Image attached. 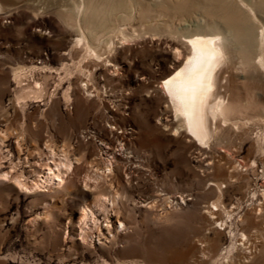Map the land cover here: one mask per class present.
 Returning <instances> with one entry per match:
<instances>
[{"label": "rangeland", "instance_id": "374dc122", "mask_svg": "<svg viewBox=\"0 0 264 264\" xmlns=\"http://www.w3.org/2000/svg\"><path fill=\"white\" fill-rule=\"evenodd\" d=\"M72 1L78 2L21 0L0 12V174L30 185L39 182L51 156L72 162L64 188L24 192L0 179V264H180L168 258L181 252L184 264H216L224 249L239 253L241 235L252 236L251 220L263 243L248 264H264V253L257 255L264 247V119L239 116L232 122L237 128L231 125L209 150H198L174 131L157 88L174 69L177 43L196 31L189 23L202 19V11L184 14L171 0L166 7L161 0H135L131 9H109L102 39L123 28L128 40L114 37L107 52L93 38L100 56L89 59L82 49L72 50L79 32L60 16L76 17ZM262 16L256 26L264 28ZM227 67L224 95L235 89L248 102L253 91L264 96L252 81H234ZM14 71L28 78L18 85ZM33 81L42 98L17 103L20 89L33 88ZM109 160L113 170L101 190L121 194L120 211L115 215L109 204L105 214L96 211L100 233L91 231L85 244L76 223L95 195L83 187L84 179L100 175ZM214 202L220 207L211 215Z\"/></svg>", "mask_w": 264, "mask_h": 264}, {"label": "bare ground", "instance_id": "6f19581e", "mask_svg": "<svg viewBox=\"0 0 264 264\" xmlns=\"http://www.w3.org/2000/svg\"><path fill=\"white\" fill-rule=\"evenodd\" d=\"M77 1V3L72 1L69 5L76 12V17L65 12L60 15L62 21L67 26L69 25L77 33L79 32L80 37L73 42L72 50L82 49L86 58L98 59L100 55H98L96 47L100 46V44H103L105 50L108 52L114 47V37L116 40L124 42L128 40V34H126L123 28L111 31L114 33L113 38L108 40L102 38L108 25L106 23L108 21L107 13L109 9L117 6H120V8L121 6H125L131 9L134 6L135 0ZM169 1L161 0L158 4L166 7ZM171 2L175 6V8L173 6L174 9L184 14H191L196 9L200 10L203 13V18L201 17L202 19H199L195 24L189 23L190 26H195L196 31L192 34H187L186 32L182 36L181 40L177 43L181 50L178 47L173 48L175 51L172 54L175 65L174 69L161 79L157 88L172 113L175 122L174 131L185 134L188 139L196 143L198 150H209L213 141L228 135L231 125L237 128L238 124L232 122L239 120V116L243 115L249 121L264 119V102L262 100L264 96L253 91L252 94L249 93L252 97L248 102L247 96L242 98L239 92H235V89L231 92L228 90L229 94L226 95L222 92L225 83L224 76L227 70L225 69L226 64L232 71L231 78L234 81L236 80L237 82L240 79L245 81L250 80L254 85H257L253 90H264V28L256 26L258 22L257 15H264V0H171ZM138 4L139 6H144L141 1ZM4 5L5 2L0 0V12L3 11ZM168 6L170 5L168 4ZM168 8L171 9V7ZM140 9L139 12L146 16L147 10L142 9V7ZM131 12L132 10H130L129 15L126 14L122 19H128L133 14ZM263 18L262 16L261 19ZM258 29L260 30L258 31ZM93 38H97V46L89 42ZM33 69H36V67ZM30 71L32 72V70ZM27 78L26 73L20 71L13 72V80L18 85L21 84L23 79ZM249 83H246V85ZM87 84L86 81L83 86L85 93L88 91ZM42 96L43 90L41 85L38 82H34L31 89L27 87L21 88L20 94L15 96V101L17 103H24L27 100L39 101ZM65 99L67 101L68 96H65ZM226 126L227 130L225 129ZM111 158L114 159L113 156ZM71 169L72 162L65 155L57 160L51 156V160L44 165V173L40 176L39 182L28 185L23 180H20L19 176H12L10 173L0 174V179L3 181L11 180L15 186L24 192H41L45 186L54 190L64 188ZM112 170L113 165L109 160L105 165V171L100 175L95 174L96 178L86 176L84 179L83 187L94 192L95 196L91 207H83L79 212L76 224L79 230L78 236L82 243L89 244L88 238L91 236V231L100 233L95 216L96 211L105 214L109 204L111 206L110 210L114 211L115 215L119 214L121 194L116 190L104 195L101 190V187L106 184L109 175H111ZM111 188L112 185L108 184L106 190ZM216 191L220 195L221 190L218 185L216 186ZM179 200L182 202L183 198L181 197ZM210 207L211 209L209 210L212 215L214 212L217 213L219 211L220 206L218 202H214L211 203ZM222 223L224 224V222H219V225L222 226ZM119 227L123 229L124 225L119 223ZM249 227L252 236L241 235L239 253L233 256L232 248L224 249L223 254H218L215 260L216 264H248L250 262V256L252 258V254L256 252V244L263 242L258 238L260 234L254 231L252 220L249 222ZM106 229L109 231L108 228ZM251 237H253V240L250 239ZM257 239H260V241ZM263 253L264 247L261 246V249L257 250V255L262 257ZM183 254L184 252H181L177 255V258L169 257L168 260L184 264ZM211 258H214V255Z\"/></svg>", "mask_w": 264, "mask_h": 264}, {"label": "water", "instance_id": "95a60500", "mask_svg": "<svg viewBox=\"0 0 264 264\" xmlns=\"http://www.w3.org/2000/svg\"><path fill=\"white\" fill-rule=\"evenodd\" d=\"M2 2H5V5L3 7V11H4L8 7L11 8L15 4H17L19 1H17V0H2Z\"/></svg>", "mask_w": 264, "mask_h": 264}]
</instances>
